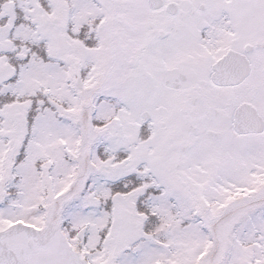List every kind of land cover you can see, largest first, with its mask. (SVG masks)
I'll list each match as a JSON object with an SVG mask.
<instances>
[{"label": "snow or ice", "instance_id": "6c2138e0", "mask_svg": "<svg viewBox=\"0 0 264 264\" xmlns=\"http://www.w3.org/2000/svg\"><path fill=\"white\" fill-rule=\"evenodd\" d=\"M0 264H264V0H0Z\"/></svg>", "mask_w": 264, "mask_h": 264}]
</instances>
